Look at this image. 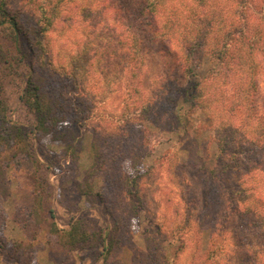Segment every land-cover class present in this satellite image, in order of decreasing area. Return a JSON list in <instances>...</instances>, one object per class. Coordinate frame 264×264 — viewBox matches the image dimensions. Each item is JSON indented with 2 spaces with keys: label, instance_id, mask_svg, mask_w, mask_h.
<instances>
[{
  "label": "rangeland",
  "instance_id": "obj_1",
  "mask_svg": "<svg viewBox=\"0 0 264 264\" xmlns=\"http://www.w3.org/2000/svg\"><path fill=\"white\" fill-rule=\"evenodd\" d=\"M53 1L58 10L45 35L38 34L39 24L33 27L38 18L29 3L19 6L35 33L20 38L21 51L10 50L17 59L24 53L22 62L0 63L8 117L36 160L10 142L0 148V264H264V201L255 197L264 187L248 190L252 185L237 171L222 174L226 159L217 143L221 105L243 99L251 61L232 51L235 72L215 79L219 65L207 53L183 75L181 50L153 37V25L133 20L137 0ZM167 2L190 30L194 24L208 29L207 15L221 27L233 6L232 0H213L214 7ZM4 32L2 48L9 46ZM257 57L262 92L264 54ZM30 69L58 103L63 118L56 133H39L20 99ZM206 76L210 81L203 84ZM262 100L261 94L259 105ZM242 116L237 109L223 119ZM254 159L262 162L253 166L264 160L255 152L249 155ZM211 167L219 178L206 182ZM134 174L141 175L137 216L124 183ZM78 219L89 233L108 234L106 249L97 238L72 249L48 230L50 220L68 230Z\"/></svg>",
  "mask_w": 264,
  "mask_h": 264
},
{
  "label": "trees",
  "instance_id": "obj_2",
  "mask_svg": "<svg viewBox=\"0 0 264 264\" xmlns=\"http://www.w3.org/2000/svg\"><path fill=\"white\" fill-rule=\"evenodd\" d=\"M137 1L138 8H136L135 15H132L133 20L146 24V26L150 24L152 27L153 25L151 31L153 37L156 36L157 39L160 38L159 40H166L169 44L173 43L181 50L183 59H178L177 65L178 69H182L181 73L183 72V75L192 74L194 68L200 65L203 60L202 58L207 53L219 65V67L215 68L219 69L220 75L217 76V69L215 79L221 77L222 80H225L233 74L232 72H235L233 60H235L237 55L232 54V51L239 53V58L251 61L249 72L243 73L248 76H243L245 85L244 88L241 86V91L245 94L243 99L236 101L235 96L230 99L229 103L221 105L222 112L219 122L224 128L217 129L219 134L217 143L219 155L221 158L226 159V162L220 164L219 171L222 174L229 170L237 171L240 173L242 180L245 177L247 178L245 183L252 185V187L247 186L246 189H262L261 186L264 187V179L262 178L260 182L257 179L261 178V175L264 176V160L261 166H253V163L259 164L262 161L259 162L257 159H254L252 162L249 160V155L255 152L264 158V90L260 91L259 80L255 79L261 60L257 55L260 53L263 56L264 54V0H232L233 6L231 12L229 16H224L221 27L218 28L214 24L216 18L214 15L212 17L207 15L208 17H203L208 29L204 30L196 27V24H194L195 28L190 30L186 28L187 25L183 24L185 26L183 27L181 23H178L184 16H178L179 13L176 14L175 11L176 7L168 5V0ZM31 2L33 4H30ZM55 2L53 0H28L26 2L21 1L19 4H13L9 0H0V29L5 30L2 36L9 43V46H4V48L0 45V63L14 67V64L17 65L25 59L24 53H21L17 59L14 54L10 53V50L13 51L16 47L18 51H21L19 46L20 38H27L29 34L33 35L35 29L33 30L32 28L37 24L40 25L37 29L38 34L45 35V32L54 24L53 16L56 15L58 10ZM179 2L181 3V0ZM25 3H29L30 9L37 12L36 17L38 19L33 27L25 26V23L31 19L29 15L24 14L22 8H19L20 5H25ZM198 3L200 6L214 7L213 0H198ZM49 5L50 7H48ZM170 11L175 15L173 20L169 15ZM160 12L164 13L165 19L161 18L159 20L156 18V15ZM137 35V33H134L132 37L134 44L138 42L134 47L139 52V39ZM8 58L11 59L9 60ZM41 80L43 79L30 69L20 99L29 111L34 114L36 130L42 134H53L58 132L61 118L63 117L58 113L57 101L52 99L50 92L42 89ZM202 80L204 84L210 81V77L206 76ZM1 83L0 81V148L3 145H8L10 142L17 148L28 150L29 146L25 136L15 127L16 125H13V122L8 117V103L2 91ZM196 85L195 83L194 87ZM206 89V92H209V88ZM261 94L263 100L260 101L261 105H259L257 97ZM197 95L193 96L197 98ZM201 95L208 101V93H201ZM192 103L191 105H193ZM216 107L220 108L219 106ZM233 107L235 108L232 110ZM260 108L263 109L260 111ZM237 109L241 112L243 111L242 117L233 120L232 118L223 119L225 115L232 117ZM236 133H238V136L234 137L233 135ZM27 154L31 158V162H36L31 157V151L28 150ZM209 172L211 175H209V179H206V182L211 181L210 179L212 178H219V174L215 168L211 167ZM140 176V174L127 175L124 179L132 201L131 212L135 216L139 214L142 206L137 190V178ZM259 185L260 187H257ZM255 197L259 200L258 203L263 204V193L258 191L255 193ZM50 217L53 219L52 214ZM48 230L50 233L61 238L63 243L65 242L72 249L86 247L93 238H97V242L103 245L104 249L108 246L107 243H104L107 240L106 238H108V234L96 236L95 233H89L83 219L73 221L68 230L60 229L53 220H50Z\"/></svg>",
  "mask_w": 264,
  "mask_h": 264
}]
</instances>
